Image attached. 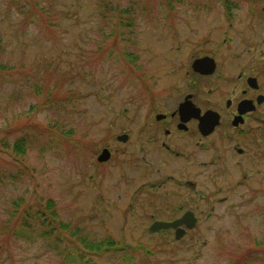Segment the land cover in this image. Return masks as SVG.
<instances>
[{
	"label": "rangeland",
	"instance_id": "obj_1",
	"mask_svg": "<svg viewBox=\"0 0 264 264\" xmlns=\"http://www.w3.org/2000/svg\"><path fill=\"white\" fill-rule=\"evenodd\" d=\"M231 1L229 21L221 0H0V64L10 67L0 69V264H82L36 233L17 237L23 219L40 229L49 199L68 225L55 233L62 247L80 237L122 247L89 255L93 264H264V106L241 126L248 135L188 132L166 150L147 130L185 94L223 109L248 88L240 74L264 93L261 3ZM120 52L135 54L133 70ZM210 53L215 72L199 77L191 62ZM102 148L111 158L98 163ZM184 211L196 222L180 239L149 231Z\"/></svg>",
	"mask_w": 264,
	"mask_h": 264
},
{
	"label": "flooded vegetation",
	"instance_id": "obj_2",
	"mask_svg": "<svg viewBox=\"0 0 264 264\" xmlns=\"http://www.w3.org/2000/svg\"><path fill=\"white\" fill-rule=\"evenodd\" d=\"M253 1L261 3L260 7H261L262 12H261V15H259V17L264 18V11H263L264 0H253ZM230 2H233V1L230 0ZM232 4L236 5L235 2H233ZM222 5L226 9V7L224 6L223 3H222ZM236 7H238V6H236ZM230 26H231V23H230ZM213 55H215V54L210 53V54H206L203 56H209V57L213 58L215 60V62H217L216 56H213ZM203 56H200V57H203ZM200 57H197V58H200ZM195 59L196 58H194L193 60H195ZM216 66H217V63H216ZM196 74H198L199 77L210 76V75H202L199 73H196ZM249 77L250 76H248L244 79L241 74L239 75V79H241L242 82H245V85H247L248 88H242L241 89L240 97L237 96L236 98H234V100L233 99H226L224 102V108L223 109H219V110L215 109V106L213 108L203 109L202 107H200V105H198L197 103L196 104L194 103V95L192 93H189V94H185L183 99L178 101V104H176V106L172 110L166 109V111L154 112L153 117L150 118L151 123H149V125L147 126V130L149 131L148 133L150 135L155 136V138H156L155 142H154L155 145L160 144V147L162 146L166 150H172L173 146H174L172 139L175 138L177 135H181V134L188 133V132H195L196 134H199V136H200L199 140H201V139H205V138L214 137L216 135V133L220 130V128H223L222 134L225 133V135L228 137L229 136L233 137V134H234V136L238 137L239 133H242L243 131H245L244 132L245 135H248V133H250V129L242 131L241 126L244 125L245 123H247V120L251 117L252 114H255L256 112L259 111V109L261 107L264 106V101L257 104L258 96H264V93L260 92V88L258 85L257 78H256L257 88H251V87H249V85L247 83V79ZM193 86L196 87L195 81H193ZM188 95H190V101L196 107L200 108L201 114H203L207 110H214L219 114V124L214 128V130L210 134H208V135L201 134L199 129H198V121L194 118L187 119L186 121H182L186 117L181 118V115L179 113V105L185 101V98ZM150 96H153V95H150ZM244 100L251 101L253 103V106H255V109L253 111H247L244 114H242L240 116V119H238V122H239L238 125L235 126L233 122L235 121V118L238 117V115H239L238 105L240 102H242ZM217 106L220 107V104H218ZM147 130H145V131H147ZM237 152L240 154H243L244 150L242 148H238ZM178 210H191V209H188L185 206L180 205V206H178ZM184 212L179 217H177L175 219L180 218L184 214ZM175 219H173V220H175ZM181 227L184 228V225H182ZM174 231L175 230L173 229V232Z\"/></svg>",
	"mask_w": 264,
	"mask_h": 264
},
{
	"label": "trees",
	"instance_id": "obj_3",
	"mask_svg": "<svg viewBox=\"0 0 264 264\" xmlns=\"http://www.w3.org/2000/svg\"><path fill=\"white\" fill-rule=\"evenodd\" d=\"M226 7L227 11H230L233 7V2H230V0H221ZM228 2V3H227ZM103 7H105V11L110 9V4L102 3ZM121 58L124 61V64L127 66V68L130 69L131 63L133 61L130 60V58L133 59L134 55L130 52L120 53ZM135 61L136 58H135ZM10 67L7 64H0V69L8 70ZM131 70V69H130ZM68 138V137H67ZM74 143H77L73 141ZM29 146L27 137H21L13 145L14 152L18 155H23L26 152V148ZM45 210L37 211L36 216L40 223V229L34 228L31 223L25 219H23L21 227H18L16 235L17 237H28L29 233H36L41 239H43L46 242V246L48 249L55 251L60 257L61 260L65 263H82V264H93L88 257L92 254H100V252L105 253L112 249L116 248H122L121 246H116V244L111 239H103L99 242H92L88 241L85 237H80L79 242L80 244H76L71 249H66L61 246L60 241L61 239L57 236L55 237V233L68 230V225L63 224L62 222H56L57 213L55 210V204L52 200H47L44 208ZM17 212V210H15ZM30 217L31 214L27 213ZM10 216H13V213L10 214ZM9 232L11 228H6ZM16 229H13L16 230ZM167 230H163L162 232H166ZM12 233V231H11ZM257 244H259L262 248V252L264 253V238L261 241H258ZM137 248H134V250ZM141 249H144L141 247ZM153 252V251H152ZM145 256H150L151 252L143 251ZM264 258V257H263ZM258 257H254L252 259L246 258L245 256L241 259H236L234 261V264H246L247 262L252 263L253 261L257 260ZM262 259V258H261Z\"/></svg>",
	"mask_w": 264,
	"mask_h": 264
},
{
	"label": "water",
	"instance_id": "obj_4",
	"mask_svg": "<svg viewBox=\"0 0 264 264\" xmlns=\"http://www.w3.org/2000/svg\"><path fill=\"white\" fill-rule=\"evenodd\" d=\"M193 71L203 74V75H210L213 74L216 69V64L213 58L205 56L202 58L195 59L192 63ZM247 83L251 88H257V80L254 77H249L247 79ZM190 95L185 98V101L179 105V113L184 118L182 121H186L187 119L194 118L198 121V129L201 134L208 135L210 134L214 128L219 124V114L214 110H207L201 115V110L196 107L190 101ZM264 101V96H258L257 104ZM255 106L249 100H244L239 103L238 105V117L235 118L233 122L235 126L238 125V119L240 116L247 111H253ZM118 141L125 142L127 140V135L122 134L117 137ZM110 158V152L108 149H103L101 154L97 157V161L104 162ZM196 219L193 215V212L187 211L183 214V216L177 220L172 222H165V221H155L151 226V231H156L161 228H175V238L178 239L184 234L183 229L178 228L180 225H185L186 228H192L195 224Z\"/></svg>",
	"mask_w": 264,
	"mask_h": 264
}]
</instances>
